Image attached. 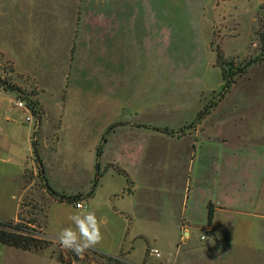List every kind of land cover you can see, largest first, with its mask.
Instances as JSON below:
<instances>
[{
	"label": "rangeland",
	"instance_id": "rangeland-1",
	"mask_svg": "<svg viewBox=\"0 0 264 264\" xmlns=\"http://www.w3.org/2000/svg\"><path fill=\"white\" fill-rule=\"evenodd\" d=\"M0 29L9 38L22 34L10 46L19 61L0 54V80L28 98L33 143L39 149L45 136L50 145L60 139L63 162L76 170H87L94 157L102 171L107 163L121 166L139 178L140 205L165 198L150 186L140 188L147 177L139 172L153 167L158 149L168 147L164 133L213 132L222 118L232 122L224 129L264 135V0H0ZM28 61L40 74L28 71ZM222 67L246 70L224 91ZM43 117L53 118V131L39 129ZM116 172L96 192L94 212L107 219L103 239L74 260L53 237L75 227L69 217L77 211L44 190L35 154L16 222L51 244L37 252L0 244L1 264L145 261L148 248L164 241L162 230L159 240L158 226L119 211L131 196L123 191L127 176Z\"/></svg>",
	"mask_w": 264,
	"mask_h": 264
},
{
	"label": "crops",
	"instance_id": "crops-1",
	"mask_svg": "<svg viewBox=\"0 0 264 264\" xmlns=\"http://www.w3.org/2000/svg\"><path fill=\"white\" fill-rule=\"evenodd\" d=\"M11 37H6L0 29V54L19 61L21 55L15 56L17 50L10 46L13 38L16 44L20 43L22 34ZM28 65L31 71L33 64ZM16 99L28 100L14 90L0 87V221L4 222L16 221L19 217L29 165L35 155L36 124L26 121L25 112L14 105ZM53 121L43 117L39 129L44 133L53 131ZM225 123L222 118L217 119L213 132L163 134L168 147L158 149L153 167L139 170L147 177L140 188L150 186L153 192L163 193L165 197L157 198L152 205L139 204L140 190L135 181L139 178L135 179L121 166L115 170L112 169L115 165L107 163L102 171L94 157L87 170H76L63 162L60 139L57 146L50 145L51 139L47 136L39 142L38 151L51 187L60 185L57 189L61 192L78 196L71 202L76 211H94L96 192L109 183L108 179L116 171L127 176L123 191L128 190L131 198L129 206L119 211L129 217L138 213L151 226H158L159 240L162 235L164 238L156 247L161 256H151L152 248H148L145 261L139 264H264V135L235 133L231 127V130L224 129ZM173 144L175 147L169 148ZM98 172L101 174L98 185L90 196ZM57 176L62 178V184L56 182ZM85 200L89 207L78 210L76 202ZM120 259L126 264H135Z\"/></svg>",
	"mask_w": 264,
	"mask_h": 264
},
{
	"label": "trees",
	"instance_id": "trees-1",
	"mask_svg": "<svg viewBox=\"0 0 264 264\" xmlns=\"http://www.w3.org/2000/svg\"><path fill=\"white\" fill-rule=\"evenodd\" d=\"M222 70H223L222 75L226 81L225 87L223 88L225 91L226 89H228L231 86L230 83H233V78L235 77V74L236 73L242 74L245 72L246 69H243L244 71H242V72H241V68H237L236 71H233L231 69H229V71H228L225 69V67H222ZM0 87H4L6 89L16 91V88H14L11 85H8L7 83H5L1 80H0ZM28 105L30 106L31 110L33 111V113L35 115L38 116L40 114V110L38 108L37 102H34L31 100L28 103ZM204 114H205L204 110L201 111L198 114L197 119L198 120L201 119ZM39 118H41V116H39ZM34 145H35V152L34 153L36 154L37 160H38L39 165H40L39 175L42 179L43 187L47 190V192L50 194V196L53 197L58 202L76 201L78 199V196H68L64 193L57 192L56 190H54L51 187V185L48 182L45 170H44V165H43L42 159L39 156L38 145H37L36 141H34ZM97 168H98V166H97ZM100 175H101L100 172H98L97 178H95V181L93 183V188H92L90 196H92L94 194V191L98 185V178ZM19 218H20V215H19L18 219ZM212 218H213V212L211 210L210 216H209L210 222L212 221ZM32 222L35 223L36 221L33 220ZM0 243L7 246V247H12V248H16V249L28 251V252H32V251L37 252V251L44 250L51 244V242H48V241L44 240L43 238H40L39 236L35 235L33 233V230L29 226L20 224L16 221H8V222L0 221ZM92 253L101 257V258H106V259L114 261V262L120 261L117 257L106 256V255L100 254L98 252H92ZM73 259L78 260L79 257L73 256ZM119 264H123V263L120 261Z\"/></svg>",
	"mask_w": 264,
	"mask_h": 264
},
{
	"label": "clouds",
	"instance_id": "clouds-1",
	"mask_svg": "<svg viewBox=\"0 0 264 264\" xmlns=\"http://www.w3.org/2000/svg\"><path fill=\"white\" fill-rule=\"evenodd\" d=\"M82 204H77L79 210ZM73 227L63 228L53 237V242L65 250L72 251L76 256L83 258L84 253L99 244L103 235L101 226L106 223L105 220L98 219L94 211L80 212L77 211L69 217ZM203 239L207 237L203 236ZM152 254L157 258L161 256V252L157 248L152 249Z\"/></svg>",
	"mask_w": 264,
	"mask_h": 264
},
{
	"label": "built area",
	"instance_id": "built-area-1",
	"mask_svg": "<svg viewBox=\"0 0 264 264\" xmlns=\"http://www.w3.org/2000/svg\"><path fill=\"white\" fill-rule=\"evenodd\" d=\"M14 105H15V107H17V108H19V109H21V110H24L25 112H28V115H27V117H26V121H27L28 123H32V122H33V116H31V114L29 113V109H28V106H27L25 100H23V99H17V100L14 102ZM78 203L83 205V207H82L81 209H86V208H87L86 204H84L82 201H78V202H76L75 205H77ZM202 237H203V236H202ZM202 239H203V238H202ZM218 240H219V238H218ZM150 254H151V256H155V255L152 254V249L150 250ZM155 257H156V256H155ZM156 258H157V257H156Z\"/></svg>",
	"mask_w": 264,
	"mask_h": 264
},
{
	"label": "water",
	"instance_id": "water-1",
	"mask_svg": "<svg viewBox=\"0 0 264 264\" xmlns=\"http://www.w3.org/2000/svg\"><path fill=\"white\" fill-rule=\"evenodd\" d=\"M38 122H39V124H40V119H39V121H38Z\"/></svg>",
	"mask_w": 264,
	"mask_h": 264
}]
</instances>
